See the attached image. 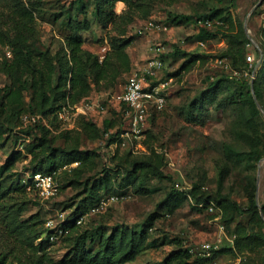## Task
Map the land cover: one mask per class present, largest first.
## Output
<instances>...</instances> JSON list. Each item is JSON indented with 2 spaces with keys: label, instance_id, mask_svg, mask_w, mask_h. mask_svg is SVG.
Wrapping results in <instances>:
<instances>
[{
  "label": "rangeland",
  "instance_id": "1",
  "mask_svg": "<svg viewBox=\"0 0 264 264\" xmlns=\"http://www.w3.org/2000/svg\"><path fill=\"white\" fill-rule=\"evenodd\" d=\"M232 1L229 11L224 14V26L208 39H199L197 35L201 26L194 22V18L221 7L223 2L220 0L117 1L114 8L117 17L106 25L98 20L93 10V0H37L35 4L36 43H41L44 48L55 50L65 42L70 32L69 20L75 18H88L90 28L83 31V46L96 53L100 60L119 41L130 39L126 47L130 70L112 76L101 87H92L90 93L77 104L89 97H107L115 90H121L128 75L140 69L152 55L156 44L162 43L167 50L165 66L159 71L161 79H168L169 72L179 71L183 61L190 55H199L189 70H181L170 77L167 107L158 113L141 136L128 140L124 147L117 145L119 139L109 143L110 132L124 125L123 118L117 116L112 100L107 102L108 109L99 113L96 123L102 128V118L116 119V123L109 132H102L97 138H88L79 129L64 132L60 123L53 127L55 145L73 143L79 139L80 148L99 153L83 166V169H93L79 174L81 180L99 176L103 168L110 167L115 173L112 174L114 184L108 191L126 195L98 213L85 216L78 232L88 229L97 236L99 227L111 232L118 226L140 231L147 225L149 215L154 212L159 214L149 230V238L142 253L124 264H161L170 251L178 248L174 243L165 242L162 239L164 236L180 238L183 247L190 249L193 259H196L233 245L239 224L245 225L250 231L264 233V225L253 224L249 213L235 209V206L248 207L253 190L262 209L264 156L257 161H250L248 158L239 159L234 153L250 151L251 143L257 141V137H260L262 144L259 146L263 148L264 111L259 108L261 113L253 115L245 94L235 101L238 94L244 91L235 82L225 81L211 96L205 95L211 82L229 74L226 67L228 60L220 55L228 46L230 35L242 27L249 38L247 55L253 54L255 57L254 61H249V66L254 67V73L258 69L260 71L258 83L261 100L258 102L264 109V0ZM174 13L194 17L189 22L174 24L170 18ZM150 19L158 21L161 27L164 25L167 29L162 27L153 32L140 33L139 30ZM212 28H217L216 24ZM200 41H204L205 45H201ZM6 51V56L11 57L12 53L8 49ZM5 54L2 53L1 57ZM251 82L254 97V79ZM10 84L11 78L0 72L1 92ZM30 84L29 80V86L22 88V107L25 109L30 104L33 90ZM22 113L17 118L11 109L6 113L0 109V166L9 160L12 151L20 150L23 154L16 159L12 170L22 171L27 176V169H32L38 158L28 152L25 144L36 139L37 135L33 131L26 134L20 129L21 121L23 125ZM152 150L162 155L164 172L171 178L141 176L136 180L124 164L118 166V163L125 161L129 151L135 155ZM114 154L117 155L112 158ZM56 179L62 188L53 198L43 199L34 189L30 191L28 197L31 200L24 208L23 219L38 220L37 226L43 227V220L49 217H56L61 212L65 213V217L72 214L84 195V189L76 183L73 169L68 168ZM72 181L74 184H71ZM137 189L150 192L142 193ZM203 194L212 197L213 201H208V206L199 200ZM218 195H225L228 199L218 204ZM16 197L18 195H14ZM209 204H213V212ZM3 213L0 210V218ZM74 235L68 238L63 235L48 245L45 251L51 264H63L61 260L70 257ZM42 238H38L36 244ZM243 261L264 264V246L257 250H246L242 254H220L204 264H239Z\"/></svg>",
  "mask_w": 264,
  "mask_h": 264
},
{
  "label": "trees",
  "instance_id": "2",
  "mask_svg": "<svg viewBox=\"0 0 264 264\" xmlns=\"http://www.w3.org/2000/svg\"><path fill=\"white\" fill-rule=\"evenodd\" d=\"M117 1L128 2L129 0H93V10L102 24L106 25L116 19L117 13L114 8ZM220 1L223 2L221 7L213 8L208 14L194 18L196 24L198 19L204 18L211 20L217 26L213 29L199 25L201 26L197 35L199 39L215 36L218 30L224 26L226 18L224 14L229 11L233 1ZM36 2L37 0H29L28 2L25 0H0V72H4L11 78V84L3 93L0 89V109L4 113L11 109L17 118L22 112V114L30 112L42 114L47 119V123L39 122L27 125L24 123L22 125L21 121L20 129L23 132L28 134L33 131L37 135L36 139L25 144L28 152L34 154L36 159L38 158L32 169L26 168L28 175L26 176L22 171L12 170L16 159L23 154L20 150L12 151L9 160L0 166V210L4 212L0 218V264H51L45 250L52 243L50 241L52 231L45 227L44 222L46 220H43V227H38V220L22 218L24 208L31 200L28 197L30 191L27 189L28 184L25 181L31 182L30 175L37 172L55 173L58 177L68 168L76 172V183L82 185L84 195L64 223V227L68 229L65 237L75 235L70 249L71 255L68 259L61 260V263L124 264L142 253L149 238V230L159 214L154 212L149 215L147 225L140 231L126 226H118L114 227L111 232L105 227H99L97 236L93 232L90 233L88 229L78 232L82 226L81 223L77 222L79 217L99 203L104 195L112 194L108 190L114 184L112 174L115 172L110 167H105L99 176L81 180L79 174L85 170L93 169V167L83 169V166L87 165L99 153L96 150L80 148L79 139L73 143L55 145L52 133L54 132L53 127L59 126L60 121L57 113L60 109L66 105L77 104L79 100L90 93L92 87H101L102 83L112 76L130 70V60L126 50L130 39L119 41L106 53L104 59L100 60L96 53L83 46V31L90 28L88 18H75L69 20L70 32L65 42L61 43L55 50L50 47L44 48L41 43H36ZM193 17L177 13L170 16L171 22L174 24L189 22ZM231 23L233 24L232 21ZM248 42L249 38L241 27L236 33L230 35L228 46L220 56L225 57L233 69L252 72L254 67L250 68V63L246 59ZM7 49L12 53L11 57L6 56ZM2 53L5 54L4 57H1ZM162 58L165 61V53L162 54ZM198 58V54L190 55L183 61L179 71L169 72L168 77L179 74L181 70H189ZM259 75L258 69L254 73V87L258 100H261ZM29 76L30 79H27ZM223 77L209 84V88L205 92L206 96H211L225 81L235 82L244 88V91L238 94V99L235 101H238L245 94L251 104L253 115L261 113L253 97L251 77L232 76L231 72ZM29 80L33 90L30 104L25 109L22 107V88L29 86ZM204 99L205 97L202 98V100ZM109 100L111 97L107 96L106 102ZM113 102L118 118H123L124 122L125 105ZM165 108L154 111L150 115L147 128L156 119L158 113L163 112ZM98 115L99 113L81 115L75 129L63 128V130L64 132H71L79 129L86 137L97 138L102 132H109L116 123V119L102 118L104 124V128H102L96 123ZM123 129L124 125L122 128L118 127L115 131L110 132L109 143L120 139L119 136ZM260 144L262 141L260 137H257V141H252L250 151L233 152L239 159L248 158L250 161H257L264 156V146L262 148L259 146ZM116 155L114 154L112 158ZM74 161H79L80 165L64 168ZM121 164L125 165L127 171L136 180L140 179L141 176L145 178L152 176L171 178V175L164 172L163 157L156 150L135 155L129 151L125 161L118 163V166ZM5 172L7 173L4 175ZM73 182L71 184H74ZM60 187L62 188V185ZM137 191L150 192L146 189H137ZM14 195H18V197L14 198ZM227 199L228 197L225 195L216 197L218 204H223ZM199 200L205 202V206H208V201H213L212 197L204 196V194L199 197ZM235 209L249 213L253 224L264 225V204L261 209L256 199L255 190L250 193L248 207L235 206ZM42 236V240L36 244V240ZM162 239L165 242L176 244L178 248L170 251L161 264H204L214 260L220 254H242L246 250H257L264 246V233L255 230L250 231L243 224H239L237 228L233 245L214 250L210 256L204 258L193 259V253L190 249L183 247L182 240L178 237L164 236ZM239 264L255 263L243 261Z\"/></svg>",
  "mask_w": 264,
  "mask_h": 264
},
{
  "label": "built area",
  "instance_id": "3",
  "mask_svg": "<svg viewBox=\"0 0 264 264\" xmlns=\"http://www.w3.org/2000/svg\"><path fill=\"white\" fill-rule=\"evenodd\" d=\"M197 24L212 28L213 22L209 19L200 18L197 20ZM163 29H167L166 26H162ZM161 24L150 19L139 30L140 33L153 32L162 28ZM201 45H205L204 41H200ZM167 50L162 43L156 44L153 48V53L147 58L145 63L140 69L133 70L123 88L119 91H115L110 95L111 100L122 103L125 105L124 109V129L120 133V139L117 141V145L124 147L128 140L133 137L137 138L143 134L148 125V119L154 111L162 110L167 106L170 96V83L172 78L161 79L159 77V71L165 66V61L162 58V54ZM248 61H254L253 54L247 55ZM226 67L232 76H247L254 79V72L250 70L240 71L233 69L229 62H226ZM108 109L106 97H89L81 104L66 105L60 109L57 113L60 123L63 128L73 129L77 125L78 118L85 114H96L104 112ZM23 123L36 124L39 122L47 123V119L42 114H35L27 112L22 116ZM79 161H74L70 165L64 166L68 168L78 165ZM31 182L27 180V189L37 192L38 196L43 199H50L55 197L60 191V184L57 181L55 173H43L37 172L30 175ZM125 194L112 193L104 195L99 203L91 207L88 212L81 215L77 220L78 223H82L85 216L88 214H95L105 209L108 204L118 202L125 198ZM209 209L213 212V204H209ZM69 217H65V213H58L56 217H49L45 222V227L51 230L50 241L59 239L66 233L68 229L64 227V223Z\"/></svg>",
  "mask_w": 264,
  "mask_h": 264
},
{
  "label": "water",
  "instance_id": "4",
  "mask_svg": "<svg viewBox=\"0 0 264 264\" xmlns=\"http://www.w3.org/2000/svg\"><path fill=\"white\" fill-rule=\"evenodd\" d=\"M254 98H255V100H256V103H257L258 107H259L262 111H264V109L262 108V106H261L260 103L258 102V99H257L255 93H254ZM257 202H258V200H257ZM258 204H259V203H258ZM262 214H263V213H262Z\"/></svg>",
  "mask_w": 264,
  "mask_h": 264
}]
</instances>
